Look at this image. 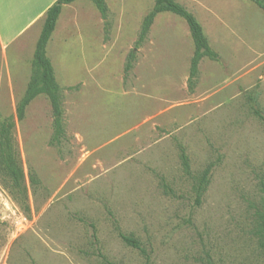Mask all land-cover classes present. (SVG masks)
<instances>
[{
  "label": "rangeland",
  "instance_id": "374dc122",
  "mask_svg": "<svg viewBox=\"0 0 264 264\" xmlns=\"http://www.w3.org/2000/svg\"><path fill=\"white\" fill-rule=\"evenodd\" d=\"M175 1L219 56L201 60L192 88L193 43L170 13L124 74L154 0H104L108 28L89 0L62 9L46 47L62 93L57 145L44 96L16 118L43 19L0 41V121L13 120L25 177V198L0 179V264H264L253 235L264 212V12L248 0ZM178 145L192 176L211 165L199 203Z\"/></svg>",
  "mask_w": 264,
  "mask_h": 264
},
{
  "label": "trees",
  "instance_id": "16d2710c",
  "mask_svg": "<svg viewBox=\"0 0 264 264\" xmlns=\"http://www.w3.org/2000/svg\"><path fill=\"white\" fill-rule=\"evenodd\" d=\"M78 0H56L50 6L44 16L41 31L35 44L31 61L30 77L26 89L16 104V118L23 120L28 105L37 97L44 96L50 105L52 117V138L51 144H59L64 138L62 124L63 112L61 107L62 93L61 88L56 82L54 70L50 60L46 55V47L55 29L57 20L60 16L62 7ZM98 11L105 27L108 28V7L104 0H89ZM264 12V0H248ZM161 13H170L182 19L193 43V54L190 60L188 85L194 86L198 75V66L202 59L219 61L218 54L209 46L200 24L196 18L188 12L182 5L175 0H154L150 11L142 20L137 39L133 48L126 56L124 63V74L128 75L137 59V51L146 40L149 30L155 17ZM262 118V117H260ZM264 120V118H262ZM13 120L7 117L0 121V179L7 182L11 194L25 198L24 174L19 160L18 150L13 136ZM179 160L183 172L193 180L192 192L196 203H199L208 184L211 165L207 166L197 176H192L190 171L189 158L182 145H178ZM30 183H38L36 178L31 175ZM253 235L256 238L258 248L264 253V212L256 215ZM121 241L139 251L148 261V254L142 248L140 242L133 235L118 233Z\"/></svg>",
  "mask_w": 264,
  "mask_h": 264
},
{
  "label": "crops",
  "instance_id": "0c3cea01",
  "mask_svg": "<svg viewBox=\"0 0 264 264\" xmlns=\"http://www.w3.org/2000/svg\"><path fill=\"white\" fill-rule=\"evenodd\" d=\"M55 1L56 0H0L1 43L8 44L16 39L18 35L29 30L38 20H44L47 9L52 6ZM65 6L68 5H64L62 9ZM16 26L18 28H15ZM6 34H12L13 36H2Z\"/></svg>",
  "mask_w": 264,
  "mask_h": 264
}]
</instances>
